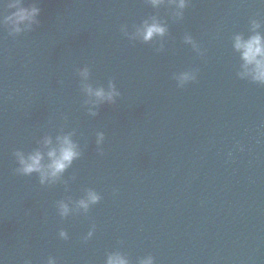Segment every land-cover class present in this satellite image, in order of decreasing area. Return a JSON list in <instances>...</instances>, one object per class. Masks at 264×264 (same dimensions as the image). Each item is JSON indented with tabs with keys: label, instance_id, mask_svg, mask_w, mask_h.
<instances>
[{
	"label": "water",
	"instance_id": "water-1",
	"mask_svg": "<svg viewBox=\"0 0 264 264\" xmlns=\"http://www.w3.org/2000/svg\"><path fill=\"white\" fill-rule=\"evenodd\" d=\"M13 2L0 0V264L114 251L264 264V83L241 77L234 46L254 22L264 34V0H22L39 14L18 33ZM154 21L166 32L145 41ZM110 85L115 102L88 94ZM64 136L80 155L59 177L19 171L17 153L47 165ZM89 191L100 200L85 210Z\"/></svg>",
	"mask_w": 264,
	"mask_h": 264
},
{
	"label": "clouds",
	"instance_id": "clouds-1",
	"mask_svg": "<svg viewBox=\"0 0 264 264\" xmlns=\"http://www.w3.org/2000/svg\"><path fill=\"white\" fill-rule=\"evenodd\" d=\"M163 0H152L154 6H159ZM185 0H178V8L183 9L185 7ZM10 8H15L11 15L5 17L4 23L10 24L15 32H21L23 29L21 25L31 26V24L36 23V17L39 14V9L36 7H25L22 0H14L13 3L8 5ZM261 25L257 22L253 24V35L244 38L243 35H237L235 37V49L240 53L241 59L243 61L242 67L244 71L240 74L241 77H251L252 80L264 83V34H262L258 29ZM166 28L159 22L154 21L149 24L145 22L144 29L141 32L143 39L145 41L151 40L155 35H164ZM191 42V38H188ZM82 75L87 78L88 71L84 69ZM188 79H194V77L184 74L182 77V82ZM88 94L90 96H95L97 98V103L107 100L109 102H115L116 96L119 95L115 88V85H110L108 91L103 88L93 89L91 87L87 88ZM103 133L99 135L98 143L103 141ZM59 146L51 148L47 155L49 157L50 163L44 165L42 161L44 160V155L41 151L37 150L28 156L23 153H17L19 157V163L21 168L20 172L26 175H30L33 172H38L41 174V183H44L49 178L56 179L60 176L76 159L80 153L77 151V145L71 139V136H64L58 138ZM45 145H51V138H46L44 141ZM231 155V154H229ZM100 200V196L94 192L89 191L87 197L79 201V207L87 210L90 204H95ZM61 215L67 216L71 209L67 204L60 205ZM91 235V233H90ZM61 236L66 237V233L62 232ZM30 264V262H28ZM50 264H54V261H50ZM107 264H129L127 257L120 251H114L108 255ZM141 264H154L153 258L148 257L141 261Z\"/></svg>",
	"mask_w": 264,
	"mask_h": 264
}]
</instances>
